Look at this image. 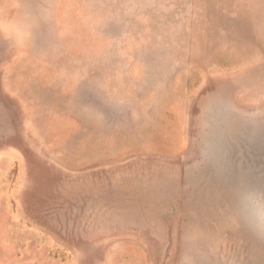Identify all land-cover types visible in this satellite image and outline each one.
Here are the masks:
<instances>
[{"label": "rangeland", "instance_id": "obj_1", "mask_svg": "<svg viewBox=\"0 0 264 264\" xmlns=\"http://www.w3.org/2000/svg\"><path fill=\"white\" fill-rule=\"evenodd\" d=\"M242 183L264 0H0V264H264Z\"/></svg>", "mask_w": 264, "mask_h": 264}, {"label": "clouds", "instance_id": "obj_2", "mask_svg": "<svg viewBox=\"0 0 264 264\" xmlns=\"http://www.w3.org/2000/svg\"><path fill=\"white\" fill-rule=\"evenodd\" d=\"M228 220L264 240V184L242 183L232 192Z\"/></svg>", "mask_w": 264, "mask_h": 264}]
</instances>
